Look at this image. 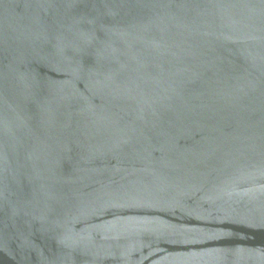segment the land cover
<instances>
[{
	"label": "water",
	"instance_id": "95a60500",
	"mask_svg": "<svg viewBox=\"0 0 264 264\" xmlns=\"http://www.w3.org/2000/svg\"><path fill=\"white\" fill-rule=\"evenodd\" d=\"M0 264H264V0H0Z\"/></svg>",
	"mask_w": 264,
	"mask_h": 264
}]
</instances>
